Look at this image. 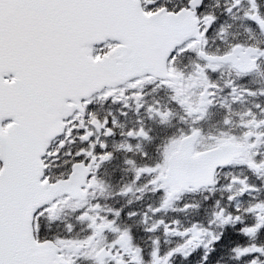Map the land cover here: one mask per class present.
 Listing matches in <instances>:
<instances>
[{
  "label": "snow or ice",
  "instance_id": "1",
  "mask_svg": "<svg viewBox=\"0 0 264 264\" xmlns=\"http://www.w3.org/2000/svg\"><path fill=\"white\" fill-rule=\"evenodd\" d=\"M229 20L243 34L230 33ZM260 69L264 0H0V264H176L200 249L201 264H212L232 229L244 238L232 259L264 264V105L240 115L242 137H204L198 127L217 104L229 109L230 127L232 103L246 91L264 95L247 87ZM162 88L171 108L149 101ZM97 99L119 108L101 115ZM173 108L189 127L147 163L148 151L133 152L137 140H152L141 114L167 122ZM130 112L139 127L124 132L119 119ZM118 134L127 139L110 145ZM118 151L132 153L123 161L132 179L116 195L135 187L158 198L142 214L108 208L96 195L105 191L100 169ZM201 188L219 197L184 210L203 220L166 219L183 194ZM245 198L256 202L245 208ZM69 212L75 223L59 220ZM137 215L169 247L137 245Z\"/></svg>",
  "mask_w": 264,
  "mask_h": 264
},
{
  "label": "flooded vegetation",
  "instance_id": "2",
  "mask_svg": "<svg viewBox=\"0 0 264 264\" xmlns=\"http://www.w3.org/2000/svg\"><path fill=\"white\" fill-rule=\"evenodd\" d=\"M224 0H221V3ZM212 3L215 0H211ZM210 37V41H211ZM188 63V58L184 57L182 61L183 64ZM249 89L258 90L259 92H264V69H260L258 72H254L250 77H248ZM171 95V92L168 89L162 88L154 96L149 97L150 102H157L158 107L164 108L165 106L171 108L172 105H169L168 97ZM231 101V98H229ZM264 105V95H248L247 91L240 97V99L231 104V120L232 125L228 128L224 126V119L229 113L228 108H221L218 104L214 107H210L207 111V114L200 121L198 127L203 130L204 137L209 135L219 136L221 133H225L229 136L242 137L245 134L246 129L240 127L242 121L240 120V115L247 112L249 109L255 110L254 105ZM96 110L103 115L109 108L114 112L119 108V105H110L106 104L103 100L97 99L95 101ZM174 115L167 122H161L159 118L149 119L146 113L141 114L143 119L144 126L151 130L150 135L152 137L151 141L147 140H137L133 144V152L136 151H148L150 154V159L147 163H154L160 158L159 152L157 151L159 146H162L170 137L179 136V129H184L187 131L189 127L186 123L187 117L185 113L179 109L173 108ZM119 123L123 125V131L127 132L128 129L138 128L137 117L133 112L129 113V116L126 119H119ZM243 123L251 124L252 121H244ZM127 139L126 136L117 135L116 137L109 140L111 145L113 142L116 144L122 143ZM136 144L139 145V149L136 148ZM261 151H264V148H261ZM126 156L131 157L132 153H125L124 151H118L116 153V158L111 162L106 164L103 168L100 169V177L105 182V191L101 194L96 193L100 197L101 203L108 206V208L119 209L122 206L125 208H132L133 210L143 213L147 205L152 204L156 205L158 203V198L154 197L147 190L137 191L135 187L132 193H128L127 198H121L117 196L116 193H119L121 189L129 183L132 179V173L126 171V165L123 163ZM140 163H145V161H139ZM52 171L57 173L59 169L56 166H53ZM249 179L252 184H258V181L255 176L249 174ZM199 194V197L192 199L191 197ZM257 195V194H253ZM139 197V199H137ZM218 198L219 193L217 192L215 196L211 191L201 189L198 192L192 191L183 194L182 198L177 200L175 204L166 212V219L168 221L179 220L187 224L191 219H201L203 217H197L195 212L192 209L184 210L185 202H188L193 205H203L205 203L204 198ZM258 200H264V193L257 195ZM128 200H131L132 203L129 204ZM248 198H245L241 201L243 207H248L249 204L255 203ZM59 220H62L64 223H75V220L72 214L69 212L67 215L61 216ZM127 223V221H125ZM132 227L135 229L134 233V242L142 246L145 251H150L153 247V241L159 240L161 247L163 246V241L166 239L165 235L162 232H148L144 230V225L142 224V216L137 215L134 220L131 221ZM54 232L62 231L63 223L53 221L50 225ZM82 226H77V232L81 238L87 235L86 231H81ZM75 236L76 233H73ZM168 239L173 240L174 238L168 237ZM206 239V238H205ZM244 242V238L239 234L238 229H232L226 239L217 242L216 252L217 254L212 256V264H238L237 261L232 259L233 253L231 248L236 244ZM169 246V245H168ZM203 254V249L198 250V252L193 253V256L187 260L177 259L176 264H201L200 256ZM84 264H90L89 261H85Z\"/></svg>",
  "mask_w": 264,
  "mask_h": 264
},
{
  "label": "rangeland",
  "instance_id": "3",
  "mask_svg": "<svg viewBox=\"0 0 264 264\" xmlns=\"http://www.w3.org/2000/svg\"><path fill=\"white\" fill-rule=\"evenodd\" d=\"M229 23L232 25L231 29L229 30L230 33L240 32L241 34H243L244 30L240 28V21L239 20H236V21L229 20ZM191 198H193V197H191ZM164 241H163V246L169 247L167 244L164 243Z\"/></svg>",
  "mask_w": 264,
  "mask_h": 264
}]
</instances>
